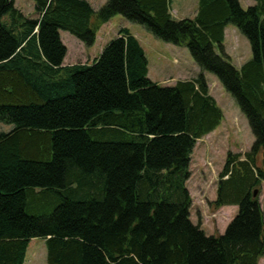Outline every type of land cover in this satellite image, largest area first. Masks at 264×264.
Segmentation results:
<instances>
[{"label": "trees", "instance_id": "obj_1", "mask_svg": "<svg viewBox=\"0 0 264 264\" xmlns=\"http://www.w3.org/2000/svg\"><path fill=\"white\" fill-rule=\"evenodd\" d=\"M253 1L243 10L238 0H198L193 19L177 21L171 0H106L98 10L32 0L35 19L0 0V121L13 126L0 134V264H24L33 239L45 240L47 264H259L264 0ZM114 16L186 47L248 121L254 143L227 154L210 203L238 208L222 235L192 223L186 188L197 141L223 120L203 76L153 83L126 29L92 63L63 65L61 31L91 47ZM227 24L251 47L239 70L224 52Z\"/></svg>", "mask_w": 264, "mask_h": 264}, {"label": "rangeland", "instance_id": "obj_2", "mask_svg": "<svg viewBox=\"0 0 264 264\" xmlns=\"http://www.w3.org/2000/svg\"><path fill=\"white\" fill-rule=\"evenodd\" d=\"M85 1L94 10H98L106 2L105 0ZM178 1L185 3L188 10L197 9L198 0ZM238 1L243 10H247L255 4L253 0ZM15 7L27 18H36L32 0H15ZM174 10L177 12L176 7H174ZM193 17L188 18L193 19ZM120 29L128 30L139 41L149 62L150 78L154 82H157L162 87H171L176 84V81L164 79L163 74L154 71V67L158 66L157 62L160 55H164L168 65L181 69L180 72H176V68H173L170 75H175L177 78L186 76L194 79L202 75L206 84L210 87L213 96L209 95L221 109L223 120L220 126L211 134L196 143L189 167L191 177L186 184V188L192 199V207L190 209L192 223L194 225L200 224L206 236L224 234L227 226L237 215L238 208L236 206H228L215 210L210 206V203L216 199L218 175L223 169L227 154L231 152L232 154L244 155L250 151L254 143V136L251 133L246 117L242 114L231 95L220 84L219 80L210 72L202 71L197 66L186 47H177L175 48L177 52L168 53L169 55H167V49L175 46L156 39L142 26L130 22L121 16L112 17L101 27L95 43L91 47L85 46L68 32L61 31V41L68 49L64 62L66 65L80 64L83 58L98 57L107 44L116 37ZM225 29L224 52L230 58L231 64L239 70L252 59L250 44L246 37L232 24H227ZM216 51L218 53V49ZM12 129V125L0 121V134H7ZM259 202L264 213V182H261L260 185ZM47 213H50V210ZM260 264H264V258L260 261Z\"/></svg>", "mask_w": 264, "mask_h": 264}, {"label": "crops", "instance_id": "obj_3", "mask_svg": "<svg viewBox=\"0 0 264 264\" xmlns=\"http://www.w3.org/2000/svg\"><path fill=\"white\" fill-rule=\"evenodd\" d=\"M174 7L177 8V12H175L176 10H174ZM196 10L197 9H194V8L188 10L185 3H182V2H179V1L177 2V0H171V2H170V12L172 14V17L175 20H177V21L183 20V19H187L188 17L191 18V17L195 16ZM224 39H225V34H224ZM175 48H177V47H169V49H167V55H169L168 53H175V52H177L176 51L177 49H175ZM143 52H144V50H143ZM67 53H68V49H67ZM144 55H145V52H144ZM96 58L97 57H94V58H91V59L83 58V60H82V62L80 64H90ZM145 58H146V56H145ZM146 60H147V58H146ZM147 62H148V60H147ZM175 62H176V60H175ZM76 64H78V63H75L73 65H76ZM63 65L70 66V65H66L65 62H64ZM157 65L158 66L156 68L154 67V71L156 73L163 74L164 75L163 76L164 79L171 80V81H176V83H177V81L178 82L179 81L182 82V81H190V80H193L194 79V78H187L186 76H182L183 78H177V76H175V75H170V74H172L171 73L172 72L171 70L173 68H176V67L168 65L167 60H166V57L164 55H160V58L158 59ZM180 71H181L180 68H176V72H180ZM148 78L153 83L161 86L160 84H158L157 82H154L150 78L149 62H148ZM176 79H180V80H176ZM171 87H173V86H171ZM208 89H209V94L211 96H213L211 94V89H210L209 86H208ZM191 160H192V157H191ZM232 207H234V206H232ZM190 218H192L191 217V213H190ZM45 243L46 242H45L44 239H33V240H31L29 242V245H28V248H27V251H26L24 264H47V254H46V246H45ZM259 264H260V262H259Z\"/></svg>", "mask_w": 264, "mask_h": 264}, {"label": "water", "instance_id": "obj_4", "mask_svg": "<svg viewBox=\"0 0 264 264\" xmlns=\"http://www.w3.org/2000/svg\"><path fill=\"white\" fill-rule=\"evenodd\" d=\"M257 193H258V191L255 190L254 193H253V197H256L257 196Z\"/></svg>", "mask_w": 264, "mask_h": 264}]
</instances>
